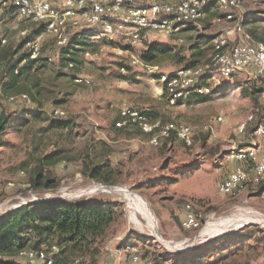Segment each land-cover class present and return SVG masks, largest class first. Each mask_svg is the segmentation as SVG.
<instances>
[{"label":"rangeland","instance_id":"1","mask_svg":"<svg viewBox=\"0 0 264 264\" xmlns=\"http://www.w3.org/2000/svg\"><path fill=\"white\" fill-rule=\"evenodd\" d=\"M243 6L252 16L247 20L248 29H254L255 35L264 41V0H244ZM74 20L75 23L69 20L64 28L71 41L84 25L78 16ZM202 21L176 34L141 30V40L135 46H124L119 40L108 43L89 38L73 42L69 51L63 52L64 46H59L53 36L43 34L38 23L16 18L14 14L3 18L0 61L9 47L28 52L25 40L29 37L40 42L37 64L24 71L17 86L40 90L36 96L41 104L39 112L43 114H38L34 104L26 105L19 100L8 102V95L18 93H4L0 88V111L14 117L0 141V216L15 204L33 197L86 199L79 193L96 181L80 171V158L87 150L93 162L110 160L111 181L105 183L128 189H118L121 194L99 193L88 198L118 200L123 217L112 226L114 235H109L102 244L94 243L83 252L64 249L55 257L57 264H72L78 254L84 256L80 264H123L131 251L117 253L116 249L122 248L119 242L129 236L132 241L123 246L135 248L142 260L152 264L157 261L189 264L192 258L213 248L214 243L219 244L215 246L219 249L207 252L195 264H264V223L255 220L264 218V200L250 186L234 197L215 194L220 178L234 167V162L225 159L227 149L232 142L253 138L251 125L242 131L239 127L249 114H255L261 101L259 98L255 101L242 89L248 91L253 85L261 88V84L240 75L220 93L193 96L169 105L158 79L161 73L169 74L185 66L195 49L209 45V54L212 53L210 34L214 36L227 23L214 22L208 28L210 24L204 26ZM153 42L162 44L168 51L158 55L156 62L146 63L140 54ZM130 54L138 55L147 66L130 64ZM47 57L51 58L50 62L46 61ZM3 64L4 61L0 62V87ZM78 76L89 82H75ZM35 81L38 87L33 86ZM123 107L143 109L151 120L189 125L193 130L192 145L186 146L173 135L171 140H161L155 146L150 143V136L135 126L117 127L115 123ZM23 108L28 110L21 115ZM54 108L66 112L59 119L72 122V129L47 127ZM218 116L222 117L221 121L216 119ZM55 147L63 148L73 160L49 167L57 178L54 187H32L29 177L36 162L33 158ZM135 196L142 199L155 220L154 231L144 224L139 212L134 213L136 220L132 217ZM186 204L199 215L200 226L196 229L180 226ZM239 216L254 220L246 223ZM250 228L252 232H247ZM19 264L28 263L20 260Z\"/></svg>","mask_w":264,"mask_h":264},{"label":"built area","instance_id":"2","mask_svg":"<svg viewBox=\"0 0 264 264\" xmlns=\"http://www.w3.org/2000/svg\"><path fill=\"white\" fill-rule=\"evenodd\" d=\"M243 3L244 0H0V28L3 18L14 14L16 18L38 23L41 32L53 36L59 46H68L70 39L64 28L69 20L75 23L74 19L78 16L84 25L81 31L75 32L77 36L89 33L95 41L116 43L119 40L124 46H135L141 40V30L180 33L193 24L197 26V22L204 19L209 10L217 9L221 15L216 16L214 22H225L227 26L213 37L210 59L203 64L182 66L169 74L161 73L158 79L169 105H176L193 96L220 93L240 75L262 84L260 106L239 127L242 131L247 124L252 123L253 138L246 142H232L227 149L225 159L234 162V167L221 178L215 194L234 197L243 188L250 186L264 200V41L254 38L244 26ZM25 33V30L21 32L23 35ZM27 45L30 57L37 58L41 50L39 40L29 37ZM47 61L50 62L51 58L47 57ZM130 64L147 66L134 54H130ZM68 65L72 66L71 63ZM74 81L89 82L80 76ZM18 100L32 104L24 93L7 97L8 102ZM65 114L60 108L51 111V115L57 118ZM216 119L221 121L222 117ZM115 124L117 127L135 126L148 134L150 143L155 146L173 135L186 146L193 143V130L189 125L176 121L162 123L160 120H151L143 109L121 108ZM118 189L128 190L117 184L93 181L79 195L88 199L99 193L121 194L117 192ZM55 198L49 195L44 198L33 197L15 204L13 209L28 202ZM180 226L184 229L200 226L199 215L190 204L185 205ZM185 240L189 241L187 238ZM122 250L131 251L123 264H152L149 260H142L136 249L129 245L116 249L117 253ZM59 252L60 248L55 244L49 248H24L18 253V259L28 264H54ZM83 258L82 254L77 255L72 264H80Z\"/></svg>","mask_w":264,"mask_h":264},{"label":"trees","instance_id":"3","mask_svg":"<svg viewBox=\"0 0 264 264\" xmlns=\"http://www.w3.org/2000/svg\"><path fill=\"white\" fill-rule=\"evenodd\" d=\"M210 23L209 21H204L203 25L207 26ZM38 29L42 30L41 27ZM250 32L253 35L254 30ZM89 38V33H83L78 36L74 34L73 40H70L68 46L62 47V51L66 50L68 52L73 42L78 43L85 39L89 40ZM27 41L25 40V42ZM209 48L210 46L208 45L207 48L193 50L185 66L206 63L211 55L209 54ZM167 51V47L153 42L148 44L146 49L141 52L140 57L146 63H154L158 55L164 54ZM14 55H16V58H13ZM45 59L47 61V58ZM202 59L204 60L202 61ZM2 61H4V67L1 70L2 82L0 88L2 92L26 94L32 104L35 105L34 107L36 111L38 110V114H43L39 112L41 104L39 98L36 96V93H39L40 90L35 88L36 90L32 91L29 87L23 85L17 86L24 71L33 68L37 64L38 58H31L29 51L25 53L21 52L20 48L13 49L9 47L1 56L0 62ZM33 83L34 87H38V82L35 81ZM261 89L262 84L261 88L253 85L248 91L247 89H242V92L250 94L256 101L259 98ZM19 101L26 104L23 100ZM259 106L260 102L257 107ZM27 110V108H23L20 114H25ZM256 117H258V112H256ZM13 121L14 117L12 114L6 113L3 110L0 111V141L7 125ZM247 125L252 126V123ZM72 126V122L69 120L52 117V119H49L47 127L59 130L64 127L72 129ZM171 138L172 136L166 141L171 140ZM33 159L36 162L31 168L29 182L35 188L54 187L57 183V178L52 174L49 167L60 161L73 160L72 157L64 153L61 147H55L50 152ZM80 160V171L84 176L96 181H104L103 183L111 181L108 176L113 170L109 159L93 162L90 152L87 150ZM122 217L123 210L118 200H99L97 198L85 200L49 199L32 201L20 205L0 216V264H19L18 253L24 248H49L55 244L59 246L60 252L64 251V249H70L71 252H83L91 248L94 243L98 242L99 246L109 235H114V233H111L113 232L112 226L116 222H120ZM251 228L247 232H252L253 229ZM131 237L129 236L128 239L120 241L118 245L123 246L126 242L132 241ZM133 243L136 244L137 242ZM222 243L223 241L220 242V244ZM214 245L219 244L214 243ZM98 246L94 249H98ZM215 246L208 248L206 253L195 256L188 263H198L207 252L219 249L215 248ZM54 264H57L56 260ZM153 264H162V261H157Z\"/></svg>","mask_w":264,"mask_h":264},{"label":"bare ground","instance_id":"4","mask_svg":"<svg viewBox=\"0 0 264 264\" xmlns=\"http://www.w3.org/2000/svg\"><path fill=\"white\" fill-rule=\"evenodd\" d=\"M134 204H135V209L133 208L134 212L132 213V217L136 220V216H134V213L136 214V212H139L141 219L144 221V224H146V226L150 229V231H154L155 230V220L152 218L151 213L149 212L147 206L144 204V202L142 201V199H140L139 196H135L134 198ZM133 204V203H132ZM131 210V211H133ZM130 217V218H132ZM238 219H240L241 221H245L246 223L248 222H253V218L251 217H243V216H239L237 217ZM236 218V219H237ZM255 218V217H254ZM132 220V219H131ZM231 220V219H230ZM238 220V221H240ZM255 220L257 221H261L264 223V218H256ZM237 221V222H238ZM133 222V221H132ZM223 222H227V220L223 221ZM236 222V224H237ZM140 226V225H139ZM237 226V225H236ZM146 227V228H147ZM148 230V229H147Z\"/></svg>","mask_w":264,"mask_h":264},{"label":"crops","instance_id":"5","mask_svg":"<svg viewBox=\"0 0 264 264\" xmlns=\"http://www.w3.org/2000/svg\"><path fill=\"white\" fill-rule=\"evenodd\" d=\"M219 15H221V13H220V11H218L217 9H212V10H209L208 11V15L203 19L204 21H209V22H211L210 23V26L208 27V28H210L211 26H212V23H214V18L216 17V16H219ZM244 16H245V20H244V26L248 29L250 26L248 25V23H247V20L250 18V17H252L251 16V13H246V11H244ZM211 18V19H210ZM225 23V22H224ZM226 25V24H225ZM207 28V29H208ZM221 30V29H220ZM249 31H252V30H254V29H252V30H250V29H248ZM184 31H185V28H184ZM220 32V31H219ZM214 34V33H213ZM213 34H210V35H212V37H214L213 36ZM253 36H254V38H256V39H258V40H261V38L259 37V36H256L255 35V30H254V33H253ZM258 37V38H257ZM211 39H213V38H211ZM212 41V40H211ZM232 169V168H231ZM231 169H229V170H231ZM227 173V172H226ZM225 175V174H224ZM222 178V177H221ZM220 178V179H221Z\"/></svg>","mask_w":264,"mask_h":264}]
</instances>
